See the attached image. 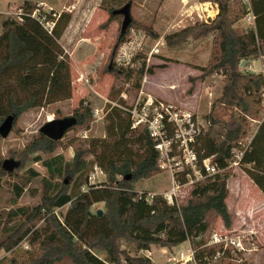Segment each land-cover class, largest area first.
Wrapping results in <instances>:
<instances>
[{
	"label": "trees",
	"instance_id": "1",
	"mask_svg": "<svg viewBox=\"0 0 264 264\" xmlns=\"http://www.w3.org/2000/svg\"><path fill=\"white\" fill-rule=\"evenodd\" d=\"M200 1L217 3L218 15L209 23H198L168 34L164 40L167 46L177 47L189 40L213 36L212 59L207 66L200 68L199 78L206 80L214 75L223 76L219 102L233 109V119L225 122L208 116L210 127L197 138L194 149L200 163L212 158L223 172L195 185L184 204L176 200L171 204L163 195L137 192L134 188L136 182L161 173L157 143L150 136L148 125L134 128L130 114L112 107L106 138L83 141L75 147L70 164L65 165L62 156L43 162L52 178L65 174L77 177L87 169L89 161L86 157L91 155L106 181L97 186L88 185L86 192L73 194L64 181L52 186L54 194H44L40 204L21 207L19 201L28 183L19 177L14 181L8 179L16 177L25 164L21 163L12 173L6 172L0 155V190L8 185L13 207L5 216L0 213V252H13L24 241L39 252L28 262L10 258L7 264H59L64 260H70L72 264H155L145 255L132 257L121 250L122 240L134 244L138 253L150 251L153 246L173 248L193 242L195 260L223 252L221 245L209 248L206 242L194 240L207 233L212 213L222 219L226 228L232 226L227 206L230 174L226 168L235 150L244 151L239 167L264 195V74L245 73L240 67L242 61L257 59L264 54V0L250 1L255 27L246 30L236 27L249 12L241 1ZM233 2L239 4L237 10ZM37 6V3L25 1L19 7L23 13L22 20L7 18L2 22L1 122L9 115H15L17 122L30 110L71 99L70 63L60 39L72 15L68 12L59 14L54 10L45 12L47 20L55 24L49 32L31 16ZM107 9L110 20L119 17L114 13L118 9ZM135 24L133 20L128 30ZM146 28L159 38L151 26ZM127 32L120 36L118 45L124 42ZM148 74H154V67L148 69ZM123 75L127 79L132 78L134 70ZM75 115L78 120L76 126L88 127L91 110L81 106L75 110ZM252 122L256 123V130L249 137ZM167 135L171 137L172 130L168 129ZM247 138L248 141L243 143ZM62 140L54 142L41 135L26 147L28 155L25 161H42L39 153H54L63 145ZM28 175L31 178L39 176L32 169ZM127 176H130L129 181L125 179ZM178 179L181 183L186 182L185 175ZM97 203L105 205L101 216L92 211ZM63 208H67L65 212H62ZM229 251H225L220 259H224ZM207 261L203 264H208Z\"/></svg>",
	"mask_w": 264,
	"mask_h": 264
},
{
	"label": "rangeland",
	"instance_id": "2",
	"mask_svg": "<svg viewBox=\"0 0 264 264\" xmlns=\"http://www.w3.org/2000/svg\"><path fill=\"white\" fill-rule=\"evenodd\" d=\"M6 1L3 0L0 4ZM24 1L26 0H10L14 6L0 14V23L7 18L15 19L19 5ZM32 1H43L37 4H43L42 10L47 13L54 10L59 14L68 12L72 15V20L60 39V45L70 63L72 95L69 100L24 113L9 136L0 138V155L3 160L13 158L25 164L24 168L17 172L16 177L8 179L14 181L19 177L28 183L19 201L21 207H34L40 204L44 194H54L52 186L66 180L65 185L69 186L73 194L86 192L90 185L97 186L106 181L105 175L95 165L91 155L86 157L89 161L87 169L77 177L65 174L52 178L43 162L62 156L63 163L70 164L73 162L75 147L84 143L83 141L106 138L107 127L110 124L108 116L112 112V107L120 108L130 114L132 122L137 121L139 116L149 118L155 116L157 101L173 105L178 111L191 112L205 127L204 131L210 127L208 118L210 115L221 121L232 122L233 109L219 102L224 86L223 76L214 75L206 80L199 78L202 73L200 68L207 66L212 59L214 39H207L208 36L198 41L189 40L177 47H169L165 43L166 35L200 23L185 19L182 0H133L131 14L136 24L128 30V35L121 45H118V42L123 17L119 16L117 19L110 20L107 8L121 9L129 0ZM232 5L236 10L240 7L237 2H233ZM147 26H151L159 38L150 33ZM236 27L240 30L250 28L244 18L237 23ZM198 42H203L201 47H197ZM163 65L165 67L155 68V66ZM152 67H154V74L149 75L148 69ZM128 70H134V75L127 79L123 74ZM140 71L143 72L140 74ZM203 82L207 86L211 82L212 89L205 88ZM151 101L157 104L150 107L148 103ZM81 106L92 112L88 127L76 126L71 129L64 136L63 145L54 153H39L42 161L36 163L29 159L25 161L28 155L25 151L26 147L41 137L40 129L48 121L76 116L75 110ZM255 130L256 123L252 122L249 137ZM247 141L248 138L243 143ZM70 144L72 147H68ZM31 169L35 170L39 176L29 177L28 172ZM226 171L230 174L227 206L232 216V226L226 228L222 219L212 213L209 216V230L194 242H206V246L210 248L215 246L211 244L214 233L227 234L228 237L238 236L242 241V251L230 249L224 259H220L224 255L222 252L216 253L213 257L209 255L195 260L193 242H189L190 245L181 250L153 246L150 249L152 262L155 264H203L208 260V264H264V195L242 167H233ZM164 173L165 171H161L158 175ZM156 176L136 182L135 190H153L152 187L160 180V176ZM167 183L169 182L166 181L158 187L162 188ZM171 187L172 184H170ZM194 187L195 185L183 186L175 197L176 201L184 204ZM11 198L12 192L5 184L0 190V213L4 216L13 208ZM66 209L63 208L62 212ZM99 210H105L104 203H97L92 207L94 213ZM120 248L132 257L144 255L143 252L136 251L134 244L125 240L120 242ZM38 253L37 249L31 248L28 242L24 241L13 252L1 251L0 264H7L10 258L28 262L31 256ZM186 258L189 261L185 263ZM59 264L72 263L70 260H64Z\"/></svg>",
	"mask_w": 264,
	"mask_h": 264
},
{
	"label": "built area",
	"instance_id": "3",
	"mask_svg": "<svg viewBox=\"0 0 264 264\" xmlns=\"http://www.w3.org/2000/svg\"><path fill=\"white\" fill-rule=\"evenodd\" d=\"M247 5L249 12L244 17V20L249 26H254L255 16L251 12V0H238ZM184 5L183 16L186 20L193 23H209L219 13V6L214 2H190L182 0ZM43 4H39L32 12L31 16L37 19L44 28L52 32L55 24L49 22L46 18V13L42 10ZM22 10L19 9L16 14L18 20L21 19ZM158 103V104H157ZM149 102L148 105L152 107L155 105V116L149 118L148 116H139L137 121L133 122V127L148 124L150 136L154 139L156 150L159 154L158 166L161 171L170 173L172 176L174 187L172 192L165 194L164 197L169 203H173L178 191L187 185H197L209 177L215 176L221 170L217 164L213 163L212 158H206L200 163L197 152L194 149L197 138L204 132L205 127L201 124L191 112H183L174 109L173 105H167L162 102ZM146 121V122H144ZM172 130V136L168 137L167 130ZM244 154L243 150H235L232 159L229 161L226 170L233 167H239L240 160ZM179 175V176H178ZM185 175V183H181L178 178ZM178 176V178H177ZM211 244L221 245L223 252L227 250L242 251V241L240 237H228L227 234L214 233ZM145 256L151 259V251H144ZM189 256H187L188 258ZM185 260V263L189 260ZM184 258H182L183 260Z\"/></svg>",
	"mask_w": 264,
	"mask_h": 264
},
{
	"label": "water",
	"instance_id": "4",
	"mask_svg": "<svg viewBox=\"0 0 264 264\" xmlns=\"http://www.w3.org/2000/svg\"><path fill=\"white\" fill-rule=\"evenodd\" d=\"M132 2H128L121 9L116 10L115 15L122 16L123 22L121 27V35H124L130 25L133 22V17L131 14ZM245 61H242L240 67L243 68ZM17 117L15 115H9L1 124H0V137L7 138L11 133ZM77 118L75 116L66 117L63 119H54L48 121L41 129L40 134L44 137L50 139L51 141L58 142L61 141L64 136L77 125ZM21 163L13 158L5 159L2 164V168L9 173L14 172L20 167ZM127 181L130 180V176L125 178ZM67 183V180H66ZM98 215L101 216L103 211L99 210Z\"/></svg>",
	"mask_w": 264,
	"mask_h": 264
},
{
	"label": "crops",
	"instance_id": "5",
	"mask_svg": "<svg viewBox=\"0 0 264 264\" xmlns=\"http://www.w3.org/2000/svg\"><path fill=\"white\" fill-rule=\"evenodd\" d=\"M2 1L3 0H0V3H2ZM7 1L4 2V4H0L1 6L3 5V7H0V14L5 13L6 11H8L10 8H12L14 6V3L10 2V0H7ZM26 1H31V2H34V3H43V1H32V0H26ZM22 4H20L19 6H21ZM253 15H254V13H253ZM254 27H255V24H254V26H250V28H254ZM1 32H2V22L0 23V34H1ZM212 38H213V36L212 35H209V38H207V39H212ZM202 44H203V42H198L196 45H197V47H201ZM243 71L246 72V73L264 74V54L262 56H260L259 58H257V59L245 61V65L243 67ZM204 87L205 88L212 89L213 84L210 82V85L207 86L206 83H204ZM159 176H160V178H159L160 180H158L159 181L158 184H155L152 187L153 190H145V189L138 190V189H136V191L137 192H147L148 194L151 193V195H154V194H162L163 196L165 194L171 193L172 192V189L174 187V182H173V179L171 178L170 174H168V172H165L164 174L158 175L156 177H159ZM166 181H168L169 183L165 184V186L162 187V188H159L158 187L162 183H165ZM170 184H172V187L171 188H170ZM134 188H135V186H134ZM189 245H190L189 242H185V243H183V244H181V245H179L177 247L167 248V249H169V250H172V249L173 250L180 249L181 250V249H183V248H185L186 246H189Z\"/></svg>",
	"mask_w": 264,
	"mask_h": 264
}]
</instances>
